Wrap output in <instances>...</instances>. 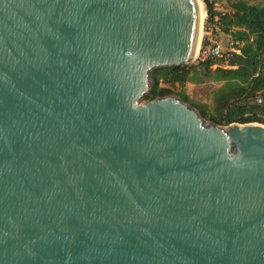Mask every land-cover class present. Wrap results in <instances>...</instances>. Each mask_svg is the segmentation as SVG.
I'll use <instances>...</instances> for the list:
<instances>
[{
  "label": "water",
  "instance_id": "1",
  "mask_svg": "<svg viewBox=\"0 0 264 264\" xmlns=\"http://www.w3.org/2000/svg\"><path fill=\"white\" fill-rule=\"evenodd\" d=\"M202 3L0 0V264H264V124L141 102Z\"/></svg>",
  "mask_w": 264,
  "mask_h": 264
},
{
  "label": "trees",
  "instance_id": "2",
  "mask_svg": "<svg viewBox=\"0 0 264 264\" xmlns=\"http://www.w3.org/2000/svg\"><path fill=\"white\" fill-rule=\"evenodd\" d=\"M224 1L229 9L217 11L214 2L205 0L206 27L211 24L231 37L233 49L228 51L232 54L228 63L225 59H210L176 68H155L151 72L150 91L144 99L155 101L176 95L194 106L208 122L220 126L264 124V2ZM189 83L216 84L212 103L193 99L188 93ZM258 96L262 97V103L256 101Z\"/></svg>",
  "mask_w": 264,
  "mask_h": 264
},
{
  "label": "rangeland",
  "instance_id": "3",
  "mask_svg": "<svg viewBox=\"0 0 264 264\" xmlns=\"http://www.w3.org/2000/svg\"><path fill=\"white\" fill-rule=\"evenodd\" d=\"M210 1L215 3V9L217 11H225V10L229 9V4L224 0H210ZM255 1L264 2V0H255ZM207 16H208V10H207V15H206L204 25H203L202 39H201L199 54L201 52V48L203 46V43L205 44V41H207L206 43H208V44H212V45L219 44V45H221V47L224 49L225 52L232 50L233 48H232V44L230 42L231 37L229 35H227L223 32H220L219 30H217L216 27L212 26L211 24L208 27H206ZM206 37H207V40H206ZM199 54H198L197 59L193 63H197L200 60ZM216 87H217L216 84L197 86V85L191 83L188 86V93L195 100L212 103V93ZM176 97H178V96H176ZM141 102L144 104L147 102V100L142 99ZM208 123H210V122H208Z\"/></svg>",
  "mask_w": 264,
  "mask_h": 264
},
{
  "label": "built area",
  "instance_id": "4",
  "mask_svg": "<svg viewBox=\"0 0 264 264\" xmlns=\"http://www.w3.org/2000/svg\"><path fill=\"white\" fill-rule=\"evenodd\" d=\"M231 52H225L224 49L219 44H208L203 43V46L201 48V52L199 54L200 60H219V59H225V63H228V59L231 57ZM256 101L258 103H262L263 99L262 97H257Z\"/></svg>",
  "mask_w": 264,
  "mask_h": 264
},
{
  "label": "bare ground",
  "instance_id": "5",
  "mask_svg": "<svg viewBox=\"0 0 264 264\" xmlns=\"http://www.w3.org/2000/svg\"><path fill=\"white\" fill-rule=\"evenodd\" d=\"M206 15H207V10H206V6L202 3V19L205 20L206 18ZM201 39H202V32H201ZM199 49H200V43H199V46H198V54H199Z\"/></svg>",
  "mask_w": 264,
  "mask_h": 264
},
{
  "label": "crops",
  "instance_id": "6",
  "mask_svg": "<svg viewBox=\"0 0 264 264\" xmlns=\"http://www.w3.org/2000/svg\"><path fill=\"white\" fill-rule=\"evenodd\" d=\"M218 29V28H217ZM220 31V30H219ZM220 32H222V31H220ZM189 84H191V83H189ZM189 84H188V86H189Z\"/></svg>",
  "mask_w": 264,
  "mask_h": 264
}]
</instances>
